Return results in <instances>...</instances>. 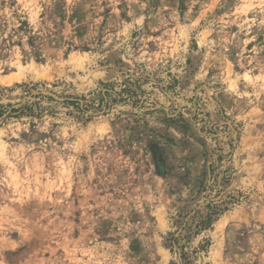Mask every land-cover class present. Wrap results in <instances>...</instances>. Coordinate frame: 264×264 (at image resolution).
Returning a JSON list of instances; mask_svg holds the SVG:
<instances>
[{
    "label": "rangeland",
    "instance_id": "rangeland-1",
    "mask_svg": "<svg viewBox=\"0 0 264 264\" xmlns=\"http://www.w3.org/2000/svg\"><path fill=\"white\" fill-rule=\"evenodd\" d=\"M0 264H264V0H0Z\"/></svg>",
    "mask_w": 264,
    "mask_h": 264
}]
</instances>
